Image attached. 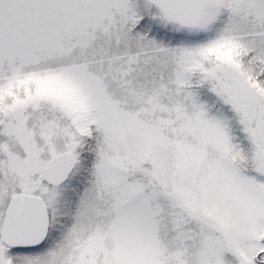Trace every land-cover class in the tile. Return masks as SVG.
<instances>
[{"label": "snow or ice", "instance_id": "obj_1", "mask_svg": "<svg viewBox=\"0 0 264 264\" xmlns=\"http://www.w3.org/2000/svg\"><path fill=\"white\" fill-rule=\"evenodd\" d=\"M0 264H264V0H0Z\"/></svg>", "mask_w": 264, "mask_h": 264}]
</instances>
